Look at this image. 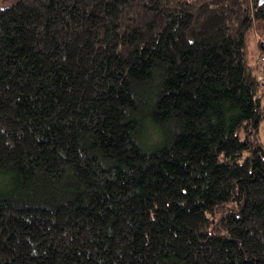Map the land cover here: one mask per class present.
I'll return each instance as SVG.
<instances>
[{
	"label": "trees",
	"instance_id": "16d2710c",
	"mask_svg": "<svg viewBox=\"0 0 264 264\" xmlns=\"http://www.w3.org/2000/svg\"><path fill=\"white\" fill-rule=\"evenodd\" d=\"M6 1L0 264H264V1Z\"/></svg>",
	"mask_w": 264,
	"mask_h": 264
},
{
	"label": "rangeland",
	"instance_id": "374dc122",
	"mask_svg": "<svg viewBox=\"0 0 264 264\" xmlns=\"http://www.w3.org/2000/svg\"><path fill=\"white\" fill-rule=\"evenodd\" d=\"M8 1H10V0H7L6 2H8ZM255 31H257V29L254 27L253 32H255ZM257 33L260 35V37H262V35L258 31H257ZM257 39H258V36L254 34L253 37L249 38V40H248V47H247L248 55L247 56H248V59L250 61H252L258 57V52L256 49ZM257 64L259 67L260 64L258 62V58H257ZM258 137H259L260 143L264 149V119L259 122Z\"/></svg>",
	"mask_w": 264,
	"mask_h": 264
},
{
	"label": "built area",
	"instance_id": "2783aa9c",
	"mask_svg": "<svg viewBox=\"0 0 264 264\" xmlns=\"http://www.w3.org/2000/svg\"><path fill=\"white\" fill-rule=\"evenodd\" d=\"M258 59H259L258 62L260 65H259L258 70L256 72V79L259 82H264V57L260 56Z\"/></svg>",
	"mask_w": 264,
	"mask_h": 264
},
{
	"label": "water",
	"instance_id": "95a60500",
	"mask_svg": "<svg viewBox=\"0 0 264 264\" xmlns=\"http://www.w3.org/2000/svg\"><path fill=\"white\" fill-rule=\"evenodd\" d=\"M260 2H263L264 0H259Z\"/></svg>",
	"mask_w": 264,
	"mask_h": 264
}]
</instances>
